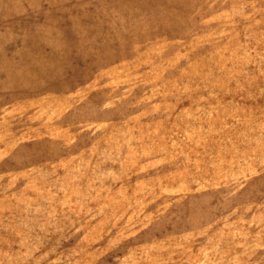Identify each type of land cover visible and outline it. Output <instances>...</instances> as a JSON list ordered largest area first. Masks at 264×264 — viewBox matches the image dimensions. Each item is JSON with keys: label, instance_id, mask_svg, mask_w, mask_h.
<instances>
[{"label": "rangeland", "instance_id": "rangeland-1", "mask_svg": "<svg viewBox=\"0 0 264 264\" xmlns=\"http://www.w3.org/2000/svg\"><path fill=\"white\" fill-rule=\"evenodd\" d=\"M0 264H264V0H0Z\"/></svg>", "mask_w": 264, "mask_h": 264}]
</instances>
